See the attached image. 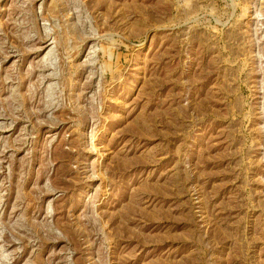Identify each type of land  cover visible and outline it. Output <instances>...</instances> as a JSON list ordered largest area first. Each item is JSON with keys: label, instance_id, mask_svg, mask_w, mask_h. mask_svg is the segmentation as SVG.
Instances as JSON below:
<instances>
[{"label": "rangeland", "instance_id": "obj_1", "mask_svg": "<svg viewBox=\"0 0 264 264\" xmlns=\"http://www.w3.org/2000/svg\"><path fill=\"white\" fill-rule=\"evenodd\" d=\"M0 264H264V0H0Z\"/></svg>", "mask_w": 264, "mask_h": 264}]
</instances>
